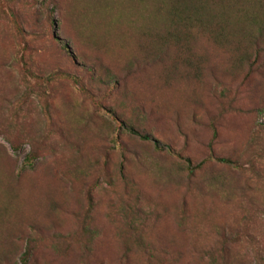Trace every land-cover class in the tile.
Listing matches in <instances>:
<instances>
[{
	"label": "rangeland",
	"instance_id": "rangeland-1",
	"mask_svg": "<svg viewBox=\"0 0 264 264\" xmlns=\"http://www.w3.org/2000/svg\"><path fill=\"white\" fill-rule=\"evenodd\" d=\"M167 27L161 0H0V264L264 258V52Z\"/></svg>",
	"mask_w": 264,
	"mask_h": 264
},
{
	"label": "trees",
	"instance_id": "trees-1",
	"mask_svg": "<svg viewBox=\"0 0 264 264\" xmlns=\"http://www.w3.org/2000/svg\"><path fill=\"white\" fill-rule=\"evenodd\" d=\"M164 4V16L168 24L165 30L166 39L176 40L180 33L196 27L205 30L215 42H226L229 37H238L246 44L238 52L237 61L248 60L247 49L254 47V54L264 52V0H161ZM125 130L140 135L131 125ZM140 137H144L140 135ZM187 173L198 167L191 166L188 158ZM212 160L224 165L231 163L225 157H213ZM28 250L23 254L22 264H26ZM229 248L220 253L222 261L228 257ZM257 264H264V258H258Z\"/></svg>",
	"mask_w": 264,
	"mask_h": 264
}]
</instances>
